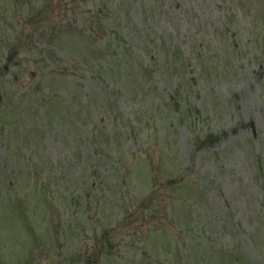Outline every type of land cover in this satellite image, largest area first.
<instances>
[{"label": "rangeland", "instance_id": "obj_1", "mask_svg": "<svg viewBox=\"0 0 264 264\" xmlns=\"http://www.w3.org/2000/svg\"><path fill=\"white\" fill-rule=\"evenodd\" d=\"M0 264H264V0H0Z\"/></svg>", "mask_w": 264, "mask_h": 264}, {"label": "water", "instance_id": "obj_2", "mask_svg": "<svg viewBox=\"0 0 264 264\" xmlns=\"http://www.w3.org/2000/svg\"><path fill=\"white\" fill-rule=\"evenodd\" d=\"M2 96H1V94H0V104H1V101H2V98H1Z\"/></svg>", "mask_w": 264, "mask_h": 264}]
</instances>
